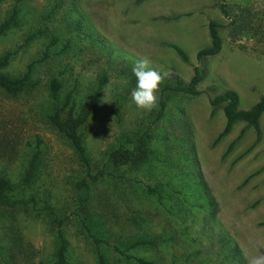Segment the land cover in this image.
I'll use <instances>...</instances> for the list:
<instances>
[{
    "label": "rangeland",
    "instance_id": "rangeland-1",
    "mask_svg": "<svg viewBox=\"0 0 264 264\" xmlns=\"http://www.w3.org/2000/svg\"><path fill=\"white\" fill-rule=\"evenodd\" d=\"M226 3L232 14L246 8L252 21L247 30L231 36L233 24L217 0L0 1V22L13 6L19 8L17 24L0 35V57L13 52L3 73L22 74L57 37L49 56L34 63L30 87L16 95L0 89V172L12 179L16 197L24 202L0 205V264L52 263L58 247L53 218L67 215L62 227L67 264H96V244L79 211L83 190L77 182L85 167L49 123L53 105L48 83L52 77L62 81L61 102L74 90L78 108L103 74L108 81L100 91L101 104L81 129L93 171L122 135L147 127L151 132L146 163L120 169L123 178L106 176L90 184L86 222L103 240L99 246L109 264H137L113 246L124 248L150 236L157 238L155 245L127 252L157 264H248L264 254V115L258 142L254 129L238 121L214 144L225 117L221 107L211 115L209 104L210 97L227 88L238 92L242 108L264 95V0ZM209 20L225 25L219 29L222 48L197 60L196 52L210 42ZM171 43L185 50L187 61ZM144 56L165 78L188 80L193 66H199L202 93L167 94L165 115L155 121L158 107L144 111L131 99L137 83L132 68ZM37 138L41 153L36 176L23 187L20 180ZM133 181L139 189L130 185ZM145 184L163 188L162 203L142 194Z\"/></svg>",
    "mask_w": 264,
    "mask_h": 264
},
{
    "label": "trees",
    "instance_id": "trees-1",
    "mask_svg": "<svg viewBox=\"0 0 264 264\" xmlns=\"http://www.w3.org/2000/svg\"><path fill=\"white\" fill-rule=\"evenodd\" d=\"M1 1V0H0ZM141 1V0H137ZM221 12L226 18L230 19V25L233 24V28L230 30V35L235 36L243 31L247 30L252 21L248 18L246 8H240L238 14H232L227 6L226 0H217ZM19 8L13 6L11 12L0 22V35L8 31L10 28L15 26L18 22ZM224 23L217 20H209L207 29L210 37V42L207 46L199 49L196 52L197 60L204 57L213 56L220 52L222 48V38L219 33V29L224 27ZM35 33L29 34L26 37V41H29ZM57 37L52 36L49 43L47 44L41 57L37 60L28 63L26 70L18 76H9L1 71L10 60L12 51H7L3 56L0 57V89L8 94L16 95L23 90L27 89L32 85L31 78L33 73V65L36 61L46 59L49 56V48L56 44ZM66 44L65 46H67ZM169 47L180 56L184 61L188 60L187 53L179 45L171 43ZM203 79L202 69L194 65L193 73L188 80H184L178 75H171L169 78H165L163 83L159 86V101L158 110L154 120H159L165 115L166 109V95L169 93H180L191 96H197L202 93L198 89V84ZM108 81L106 74H103L98 80L95 90L90 93L87 98L78 106H76L74 99V90H70L66 93L63 102L60 101V91L62 89V81L58 77H52L48 83L49 97L53 105L51 113L48 115L49 123L55 127L70 143L74 151L76 152L80 163L85 167L84 176L77 182V186L83 190V194L80 197L79 211L84 212L85 216L81 217V223L85 227L86 231L93 239L96 244V264H109L107 256L101 250L99 243L103 241L93 231L91 225L88 224V201L90 198L89 189L90 184L94 183L106 176H113L117 178H123L118 175L120 169H135L136 167L146 163L151 156L150 139L151 132L150 128H144L135 133L122 135V139L114 144L107 151L106 160L102 163L99 168L93 171L91 157L89 156L85 143L82 127L86 125L89 117L97 111L101 104V88ZM209 104L211 106V115L214 110L221 107L225 123L221 131L217 134L213 143H217L223 136L228 134L234 123L238 121L244 122L246 125L251 126L255 131V141L258 142L262 135V129L260 124V117L264 115V95H261L257 101H255L250 107L242 108L239 105V94L236 90L227 88L223 91L216 93L209 98ZM116 116H119V111L116 110ZM119 118V117H118ZM236 140H232L222 156L225 157L233 148ZM41 139H36V145L34 150L28 159L27 165L23 172L20 180V186H29L37 172L38 162L40 158V146ZM254 173L249 174L242 183H245L249 177ZM133 188H136V184H130ZM168 187V185H167ZM136 189H139L137 186ZM142 194L149 198L155 196L158 203H162L164 197L163 188L158 185L145 184L140 187ZM17 187L12 179L4 173L0 172V205L16 207L23 204L24 202L17 198L16 193ZM34 202V197L30 198ZM81 215V213H79ZM68 218L57 217L53 218L55 223L56 235L58 238V247L54 255V261L50 264H67V251H68V240L63 233V221ZM157 242L156 237H144L135 239L128 243L124 248H120L114 245V249L126 259H134L137 264H157L154 260L147 259L143 256L133 255L127 251H131L140 245H155ZM239 252L238 249H236ZM170 264H175L173 261Z\"/></svg>",
    "mask_w": 264,
    "mask_h": 264
},
{
    "label": "clouds",
    "instance_id": "clouds-1",
    "mask_svg": "<svg viewBox=\"0 0 264 264\" xmlns=\"http://www.w3.org/2000/svg\"><path fill=\"white\" fill-rule=\"evenodd\" d=\"M132 72L137 81L135 88L131 91L132 102L144 111L157 108L159 101L157 93L166 73L153 69L148 56L138 59L133 65ZM248 264H264V254L252 257Z\"/></svg>",
    "mask_w": 264,
    "mask_h": 264
}]
</instances>
